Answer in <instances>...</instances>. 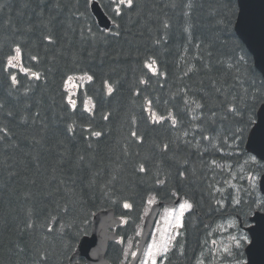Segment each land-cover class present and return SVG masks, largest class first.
Instances as JSON below:
<instances>
[{"label": "trees", "instance_id": "trees-1", "mask_svg": "<svg viewBox=\"0 0 264 264\" xmlns=\"http://www.w3.org/2000/svg\"><path fill=\"white\" fill-rule=\"evenodd\" d=\"M88 1L0 0V264H67L104 208L127 238L149 197L192 205L167 264L211 263L218 222L264 210L246 180L264 163L244 149L264 79L234 32L237 2L133 0L117 14L100 0L104 30ZM121 252L109 243V264Z\"/></svg>", "mask_w": 264, "mask_h": 264}, {"label": "water", "instance_id": "water-1", "mask_svg": "<svg viewBox=\"0 0 264 264\" xmlns=\"http://www.w3.org/2000/svg\"><path fill=\"white\" fill-rule=\"evenodd\" d=\"M236 2L237 16L234 21V32L251 54L256 69L264 77V0H236ZM89 8L97 25L100 28L109 29L112 20L99 1L89 0ZM256 112V119L246 136L244 149L264 163V102ZM258 186L260 193L264 196V173L260 175ZM159 209L160 203H155L146 214L136 253L129 264H136L140 257ZM250 221L254 224L244 228L250 236V242L244 247L247 260L245 264H264V212L255 210ZM119 223L120 218L114 217L112 209L97 212L93 216L91 234L80 238L68 264H108L104 258L108 240L117 238L114 233L108 232V228ZM75 257H83L84 262L72 263Z\"/></svg>", "mask_w": 264, "mask_h": 264}, {"label": "rangeland", "instance_id": "rangeland-1", "mask_svg": "<svg viewBox=\"0 0 264 264\" xmlns=\"http://www.w3.org/2000/svg\"><path fill=\"white\" fill-rule=\"evenodd\" d=\"M115 7H117V4ZM15 65L16 62L15 60H13V63L11 65L9 64V67L15 70L16 68ZM149 65H151V67H149ZM155 66H156L155 63L152 62L147 63V67L149 68L150 71H156L157 67ZM83 86H84V82L82 79L80 78H77V80L75 79L73 83L69 85L67 95L70 98H74L73 94H76L78 88ZM259 175H260L259 173L258 174L247 173L246 176V180L252 186L254 185L257 186L258 190H259V186H258ZM228 182L233 187L232 189L234 191L240 190L241 188L240 176L238 178H230ZM242 192L245 191L241 189L239 193L241 194ZM247 192H249V190H247ZM238 195L239 194H233V199L235 203L238 201L237 199ZM155 202H157V199H155L154 197L148 198L141 220L138 223V226L136 227L137 228L136 232L133 235L127 238L119 237L118 243L122 248V252H121L122 259L119 261V264H128L133 253H135L136 245L140 237V234L142 232L143 218L145 214H147V212L149 211L151 205ZM185 202L190 204L189 201L185 199H180L177 203L171 204L169 206L161 207L158 217L156 218V222L152 228L151 234L147 241V244L145 245V248L137 264H153V262H155V264H164V261L168 253L175 244L176 238L181 233V227H182L181 225L183 224V215L191 209V208H185L181 210L180 205L184 204ZM240 217L242 223L247 224L246 222L248 220L246 216L242 217L241 214ZM218 224L219 225L214 230H212V239L210 240V243L212 244V249H214L212 250L214 254V258H212L210 260L212 262L208 264L243 263V261L237 259V255H235V253L232 252V246H236L240 248L243 247L244 242L248 241L247 235H245L242 232V230L239 229L238 217L236 216V214H234L233 216H230V218L218 222ZM200 256H202V253ZM203 264L205 263L203 262Z\"/></svg>", "mask_w": 264, "mask_h": 264}, {"label": "snow or ice", "instance_id": "snow-or-ice-1", "mask_svg": "<svg viewBox=\"0 0 264 264\" xmlns=\"http://www.w3.org/2000/svg\"><path fill=\"white\" fill-rule=\"evenodd\" d=\"M114 2L117 4V7L115 8V12H116L117 14H119L120 11H121V6L124 5L125 3H127L129 6H131L133 0H114ZM15 51H16V53H17V56H16V57H11V58L8 60V63H9L10 65L13 63V60H16V59L19 58L20 49L17 48ZM34 59H35V57H34ZM153 63H154V62H153ZM149 67H151V65H149ZM33 75H36V74L33 73ZM37 78H38V77H37ZM87 79H88L89 81H91V80L93 79V77H92V76H87ZM12 81H13V83H16V77H15V76L12 77ZM107 91H108L109 94H111V93L113 92V88H112L111 86H108ZM70 102H71V101H70ZM197 107H200V105L198 104ZM105 119H107V117H105ZM160 119H163V118L161 117ZM93 135H95V136L98 137V136L101 135V133H100V132H94ZM133 135H135V133H133ZM140 170H141V171H144L143 166H141ZM124 207H125V208H130L131 205L126 203V204L124 205ZM191 207H192V205L189 204V203H187V202H185L184 204H181V205H180L181 210H183V209H185V208H191ZM150 255H151V253H150ZM153 264H155V262H153Z\"/></svg>", "mask_w": 264, "mask_h": 264}, {"label": "bare ground", "instance_id": "bare-ground-1", "mask_svg": "<svg viewBox=\"0 0 264 264\" xmlns=\"http://www.w3.org/2000/svg\"><path fill=\"white\" fill-rule=\"evenodd\" d=\"M51 79H52V78H51ZM52 80H53V79H52ZM50 83H51V82H50ZM51 84H52V83H51ZM49 85H50V84H49ZM52 87H53V86H52ZM51 93H52V92H51ZM51 96H52V95H51ZM54 96H56V95H54ZM261 104H262V103H261ZM261 104H260V105H261ZM260 105H259V106H260ZM259 106H258V107H259ZM257 109H258V108H257ZM256 111H257V110H256ZM256 114H257V113H256ZM255 119H256V118H255ZM239 179H240V178H239ZM231 183H232V182H231ZM215 184H216V183H215ZM218 188H219V187H218ZM184 215H185V214H184ZM183 217H184V216H183ZM218 225H219V224H218ZM218 225H217V226H218ZM217 226H216V227H217ZM216 227H215V228H216ZM215 228H214V229H215ZM214 229H213V230H214Z\"/></svg>", "mask_w": 264, "mask_h": 264}, {"label": "flooded vegetation", "instance_id": "flooded-vegetation-1", "mask_svg": "<svg viewBox=\"0 0 264 264\" xmlns=\"http://www.w3.org/2000/svg\"><path fill=\"white\" fill-rule=\"evenodd\" d=\"M244 245H245V243H244ZM244 256H245V254H244V248H243V259L245 258Z\"/></svg>", "mask_w": 264, "mask_h": 264}]
</instances>
